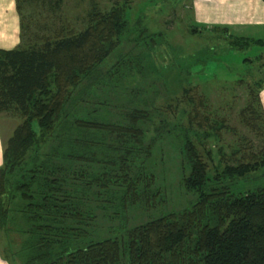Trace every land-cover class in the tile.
<instances>
[{"label":"trees","instance_id":"obj_1","mask_svg":"<svg viewBox=\"0 0 264 264\" xmlns=\"http://www.w3.org/2000/svg\"><path fill=\"white\" fill-rule=\"evenodd\" d=\"M31 1L37 0H15L20 40L0 47V112L20 118L2 149L0 232L12 230L19 264H264V184L233 187L264 163L262 81L250 86L240 110L261 148L224 162L222 147L207 145L220 138L224 122L199 110L203 95L184 97L186 108L176 98L186 125L150 103L156 89L147 78L157 71L154 51L163 32L150 30L141 16L131 22L128 0L107 9L92 5L78 29L24 13ZM189 29L223 35L234 49L264 45V38L232 34L224 24ZM177 67L162 75L172 86L169 96L176 87L185 93ZM169 134L180 136V184L195 200L114 231V221L125 220L119 212L168 201L151 159L155 141Z\"/></svg>","mask_w":264,"mask_h":264},{"label":"rangeland","instance_id":"obj_2","mask_svg":"<svg viewBox=\"0 0 264 264\" xmlns=\"http://www.w3.org/2000/svg\"><path fill=\"white\" fill-rule=\"evenodd\" d=\"M112 2L113 0H60L56 5L54 0H37L24 4L22 10L26 14L28 11L36 12L35 15H40V21L49 25H72L78 29L84 22L85 11L92 5L96 4L101 9H107ZM128 2L130 8L127 10V16L131 22L135 17L141 16L142 22L150 30L163 32L160 35L161 42L154 51L153 70L157 71L150 72L147 78L153 81L152 85L156 89L153 101L149 98L152 106L161 110L162 116L164 115L167 120L176 121L179 112L174 109L176 98H180L178 106L186 108L184 97L197 98L201 94L206 104L201 105L199 110L206 113L208 109L210 117L222 119L224 122V127L220 129V138L208 139L207 145L213 146L215 150L220 145L221 152H224L222 156L224 162H238L236 158H239L243 152L248 154L258 151L262 140L243 122L240 110L246 104L249 88L256 80L262 81L260 99L264 109V45L251 43L246 48L234 49L223 35L212 34L209 30L192 33L189 28L196 23L192 19L191 0H128ZM17 17L19 21L18 13ZM124 48H128V45L126 44ZM259 53L262 54L261 58L251 63L244 59L245 56L252 57ZM112 60L109 58L107 61L111 63ZM169 65H178L176 69L180 71L177 77L180 78L185 93L183 89L176 87L173 97L169 96L172 86L169 84L165 86L162 77ZM172 72L175 73L176 70ZM171 75L176 74L167 71L168 78ZM178 116H181L184 125L188 123L185 114L180 113ZM157 119L158 117H155V121ZM19 121L20 118L11 112H0L2 149ZM180 143L179 135L169 134L156 140L153 146L151 165L159 177L161 186H165L167 192L165 198L166 200L168 198L165 206L146 212H139L138 209L119 212L125 220H115L112 224L114 231L124 225L132 226L169 211L181 210L195 200L196 194L186 192L180 184L182 177ZM236 147L241 149L236 152V157H233L235 155H232V150ZM217 157L218 153L213 160L214 163ZM261 184H264V163L245 178L237 179L233 187L242 191ZM11 232L12 230L5 234L0 232V255L6 257L12 264H19L22 259L20 256L18 258V253L15 251L16 244L12 241L13 232Z\"/></svg>","mask_w":264,"mask_h":264},{"label":"crops","instance_id":"obj_3","mask_svg":"<svg viewBox=\"0 0 264 264\" xmlns=\"http://www.w3.org/2000/svg\"><path fill=\"white\" fill-rule=\"evenodd\" d=\"M196 24H224L235 35L264 38L263 0H191ZM19 21L15 0H0V47L19 43ZM2 145L0 138V163ZM0 264H9L0 255Z\"/></svg>","mask_w":264,"mask_h":264}]
</instances>
